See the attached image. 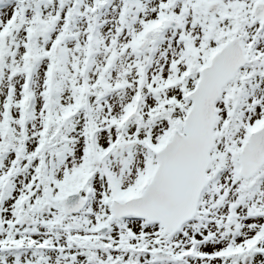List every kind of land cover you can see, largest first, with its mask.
Masks as SVG:
<instances>
[{"label": "snow or ice", "instance_id": "obj_1", "mask_svg": "<svg viewBox=\"0 0 264 264\" xmlns=\"http://www.w3.org/2000/svg\"><path fill=\"white\" fill-rule=\"evenodd\" d=\"M0 264H264V0H0Z\"/></svg>", "mask_w": 264, "mask_h": 264}]
</instances>
